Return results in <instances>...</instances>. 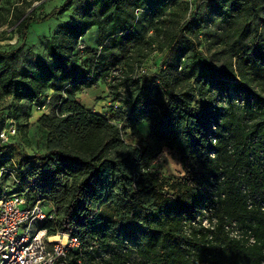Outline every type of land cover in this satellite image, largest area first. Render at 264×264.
Segmentation results:
<instances>
[{
    "label": "trees",
    "instance_id": "1",
    "mask_svg": "<svg viewBox=\"0 0 264 264\" xmlns=\"http://www.w3.org/2000/svg\"><path fill=\"white\" fill-rule=\"evenodd\" d=\"M32 1L12 7L23 43L0 48V100L16 102L17 133L20 112L34 119L45 149L0 139V198L12 174L30 204H52L40 225L80 241L67 264H264V0H85L47 56L22 59L31 25L75 2L37 16ZM102 81L99 112L80 95ZM166 148L182 176L157 167Z\"/></svg>",
    "mask_w": 264,
    "mask_h": 264
},
{
    "label": "rangeland",
    "instance_id": "2",
    "mask_svg": "<svg viewBox=\"0 0 264 264\" xmlns=\"http://www.w3.org/2000/svg\"><path fill=\"white\" fill-rule=\"evenodd\" d=\"M192 2V9L196 6L201 5L207 0H189ZM65 0H34L28 3H24V7L27 8L28 12L34 11L37 16H44L49 13L54 7H60ZM22 0H0V13L6 18L4 25L0 26V48L10 50L20 46L23 43L22 38L15 31L13 21L15 15H12V7L16 4H21ZM85 0H75L73 6L66 10L64 13L53 17L42 23H34L31 25L28 38L24 44V50L22 53V59L26 58H39L47 56L45 47V40L51 37L55 31L61 26L62 23L67 21H74L77 19L82 12ZM86 43L90 47H97L99 45L98 31L93 29L86 36ZM163 54L161 52H154L143 64L145 70H153L162 60ZM82 101L93 109L105 111L112 103V99L109 98V87L103 81L87 89L80 95ZM13 97H4L0 100V128L10 126L11 120H6V114L11 116L15 114V107ZM51 109L46 108V112ZM16 118V117H15ZM17 119V120H16ZM18 124V133L16 136L10 137V142L2 143L7 145H18L21 150L31 155L35 153H41L45 149V131L41 129L37 124L34 123V119H30V116L21 113L19 118H16ZM14 125V124H13ZM5 128V129H6ZM125 134V138L130 143H137L138 138L128 130ZM1 139V138H0ZM12 152V151H11ZM14 158L16 160L18 152L13 150ZM11 153L9 152V155ZM157 167L166 175L172 177H180L184 173L183 163L181 162L180 156L166 148L159 156ZM6 167L0 168V181L3 180L4 171H7ZM5 184L6 192L4 195H11L19 192L22 188L15 185L14 176L11 174L10 179L3 181ZM39 227V223L34 226V230ZM24 232V229H20V234Z\"/></svg>",
    "mask_w": 264,
    "mask_h": 264
},
{
    "label": "built area",
    "instance_id": "3",
    "mask_svg": "<svg viewBox=\"0 0 264 264\" xmlns=\"http://www.w3.org/2000/svg\"><path fill=\"white\" fill-rule=\"evenodd\" d=\"M16 133V125L10 124L0 137L7 142ZM53 209L52 204L40 200L30 204L22 193L0 198V264H67L68 253L80 247V241L69 233L58 234L60 239L52 240L40 223L54 218Z\"/></svg>",
    "mask_w": 264,
    "mask_h": 264
},
{
    "label": "bare ground",
    "instance_id": "4",
    "mask_svg": "<svg viewBox=\"0 0 264 264\" xmlns=\"http://www.w3.org/2000/svg\"><path fill=\"white\" fill-rule=\"evenodd\" d=\"M51 238L53 241H58L60 239L58 235H52Z\"/></svg>",
    "mask_w": 264,
    "mask_h": 264
},
{
    "label": "crops",
    "instance_id": "5",
    "mask_svg": "<svg viewBox=\"0 0 264 264\" xmlns=\"http://www.w3.org/2000/svg\"><path fill=\"white\" fill-rule=\"evenodd\" d=\"M86 106L89 108H92V106H89L88 104H86ZM95 110H97V109H95ZM97 111L102 112L101 110H97Z\"/></svg>",
    "mask_w": 264,
    "mask_h": 264
}]
</instances>
